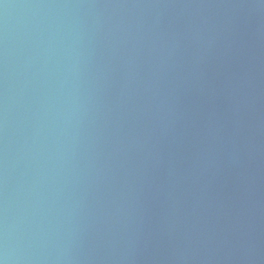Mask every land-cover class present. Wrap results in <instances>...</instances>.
<instances>
[{
    "label": "water",
    "instance_id": "1",
    "mask_svg": "<svg viewBox=\"0 0 264 264\" xmlns=\"http://www.w3.org/2000/svg\"><path fill=\"white\" fill-rule=\"evenodd\" d=\"M4 264H264V0H0Z\"/></svg>",
    "mask_w": 264,
    "mask_h": 264
},
{
    "label": "clouds",
    "instance_id": "2",
    "mask_svg": "<svg viewBox=\"0 0 264 264\" xmlns=\"http://www.w3.org/2000/svg\"><path fill=\"white\" fill-rule=\"evenodd\" d=\"M0 264H4V261L3 260H0Z\"/></svg>",
    "mask_w": 264,
    "mask_h": 264
}]
</instances>
